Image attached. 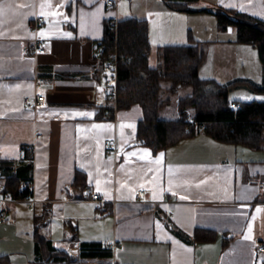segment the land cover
Returning <instances> with one entry per match:
<instances>
[{
	"label": "crops",
	"instance_id": "0c3cea01",
	"mask_svg": "<svg viewBox=\"0 0 264 264\" xmlns=\"http://www.w3.org/2000/svg\"><path fill=\"white\" fill-rule=\"evenodd\" d=\"M191 6L193 11L170 9L164 0H117L114 7L107 0H0V159L20 164L26 145H36L34 203L19 199L10 210L16 219L17 202L29 201L34 229L54 248L77 255L72 241L116 238L120 245L110 261L119 264H264L257 250L264 240V148L198 132L153 151L137 138L139 104L115 109L113 118L100 115L115 104L98 51L111 17L147 21L151 66L159 46L200 43L202 78L259 84L253 75L261 73L264 83L262 65L240 72V66L246 70L239 62L246 43L236 41V27L220 29L214 12L202 10L223 7L264 18V0H195ZM36 15L45 24L34 34L28 23ZM34 36L46 44L44 53L25 52ZM38 77L44 78L39 86ZM36 89L45 102L29 107L24 99ZM87 185L102 193L103 205L87 199ZM139 189L146 190L144 198H137ZM198 230L212 237H198ZM0 253L9 264H65L36 261L34 237L13 252L16 257Z\"/></svg>",
	"mask_w": 264,
	"mask_h": 264
},
{
	"label": "trees",
	"instance_id": "16d2710c",
	"mask_svg": "<svg viewBox=\"0 0 264 264\" xmlns=\"http://www.w3.org/2000/svg\"><path fill=\"white\" fill-rule=\"evenodd\" d=\"M193 1L195 0H164L168 8L180 11H193ZM202 10L214 12L220 29L235 26L236 41L254 45L264 69V18L223 7ZM102 43L105 48L99 54L101 61L109 58L116 49L120 62L117 101L114 105L108 103L104 106L100 115L107 111L105 115L113 118L115 109L139 104L143 116L138 122L137 138L141 144L157 151L176 144L183 138L204 132L217 141L254 149L264 148V99L242 101L229 97V90L235 84L246 82L254 90L264 92V83L256 84L242 79L220 83L213 78H202L199 67L204 50L200 43L159 46L158 62L151 66V44L145 19L131 17L119 20L117 36L106 22L100 41ZM186 87H192V91L179 98V116L163 118L160 114L162 107L170 104L172 96ZM230 102L236 103L237 108L232 107ZM29 156L27 153L20 164H16L14 160L0 159V171L5 176L6 188L17 199L31 195L27 186L22 189L18 186L20 179L32 178ZM76 181L77 176L75 183ZM79 183L82 187L86 186L84 182ZM212 233L198 230L196 236L211 238ZM33 237L36 261L111 264L112 250L104 247L102 242H80L78 254L73 255L67 250L54 248L51 240L40 233L37 227ZM9 263V257L0 253V264Z\"/></svg>",
	"mask_w": 264,
	"mask_h": 264
},
{
	"label": "built area",
	"instance_id": "2783aa9c",
	"mask_svg": "<svg viewBox=\"0 0 264 264\" xmlns=\"http://www.w3.org/2000/svg\"><path fill=\"white\" fill-rule=\"evenodd\" d=\"M107 4L114 7L117 4V0H107ZM110 28L115 30V34L117 36L118 23L119 19L117 17H111L107 20ZM45 24V18L42 15L34 16L28 23V28L34 34ZM105 48V44L99 45V54L102 53ZM47 50L46 44L39 40L36 36H34L32 44L26 47L25 52L28 54H38L44 53ZM119 62L120 56L118 51L115 49L109 56V58L102 61L103 70H104V85L106 86V92L110 100L114 103L117 101V88H118V77H119ZM44 82V78L38 77L35 79V83L37 86L41 85ZM24 102L29 107H37L39 104L45 102V95L36 89V92L32 96H28L24 99ZM232 107L237 108V104L230 102ZM107 111H105V114ZM39 136V135H37ZM25 150L29 153V160L32 164L35 161V143L27 144ZM109 150L113 152L114 155H117L118 151L116 149L115 143H110ZM15 163H19L20 159H16ZM34 173V170H33ZM264 184V182H263ZM19 189L27 186L31 190V195L29 197H24V200H31L34 203V199L32 193L34 192V175L32 174V178L28 179H20L19 181ZM88 195L87 199L91 201L99 202L100 205L105 203V199L102 196V193L97 191L92 185H87L86 189ZM146 196V190L139 189L137 192V198H144ZM19 199L12 196L11 192L6 188V179L5 176L0 171V222H7L14 224L16 222L15 217L11 214L10 204ZM169 214L170 212L167 211ZM102 244L104 247H108L112 250V255L117 247L120 245L118 239H104L102 240ZM79 246V241H72L69 244L71 248H77ZM258 253L264 254V240L260 241L257 247ZM91 264H99L97 262H93ZM111 264H119L116 260H112Z\"/></svg>",
	"mask_w": 264,
	"mask_h": 264
},
{
	"label": "rangeland",
	"instance_id": "374dc122",
	"mask_svg": "<svg viewBox=\"0 0 264 264\" xmlns=\"http://www.w3.org/2000/svg\"><path fill=\"white\" fill-rule=\"evenodd\" d=\"M246 47H243L241 54L239 56V62L243 63L246 67L245 71L240 72L244 73H253L254 69L257 67L261 69L262 62L259 58L257 48L252 44H243ZM263 68V66H262ZM252 76V75H251ZM256 76V75H255ZM259 84L262 83V74L260 73L257 77H254ZM192 87H186L180 89L175 95L172 96V101L170 104H166L161 109V116L163 118H177L179 116L178 110V100L180 97L185 96L191 93ZM229 97L232 99H240L242 101L251 100V99H264V92L256 91L251 89V85L248 83H239L238 86L232 87L229 90ZM29 201H19L17 202L16 209V224L13 226L6 225L0 222V251L1 252H11L15 257L17 256L15 251L20 247L30 246L33 240V231L35 224L33 222L34 209L29 206ZM29 241V244L28 242ZM31 242V244H30Z\"/></svg>",
	"mask_w": 264,
	"mask_h": 264
},
{
	"label": "snow or ice",
	"instance_id": "6c2138e0",
	"mask_svg": "<svg viewBox=\"0 0 264 264\" xmlns=\"http://www.w3.org/2000/svg\"><path fill=\"white\" fill-rule=\"evenodd\" d=\"M82 115H88V113H83ZM156 163H159V159H157L156 160ZM185 197H181V199H184ZM257 211H260V209H257ZM246 239L248 238V237H245Z\"/></svg>",
	"mask_w": 264,
	"mask_h": 264
}]
</instances>
